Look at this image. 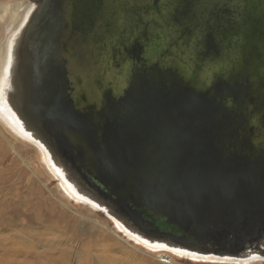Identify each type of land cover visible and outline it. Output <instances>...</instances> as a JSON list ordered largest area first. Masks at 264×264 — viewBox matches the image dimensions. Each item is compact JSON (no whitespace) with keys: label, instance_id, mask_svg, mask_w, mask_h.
<instances>
[{"label":"rangeland","instance_id":"374dc122","mask_svg":"<svg viewBox=\"0 0 264 264\" xmlns=\"http://www.w3.org/2000/svg\"><path fill=\"white\" fill-rule=\"evenodd\" d=\"M35 1L37 0H0V45L5 44L8 37L15 33L14 28L16 26L11 27L9 26L10 22H8L9 20L11 21L10 15L12 11L16 9V6L21 5L18 6V9H21L20 12H22L21 14L24 16L28 9H25V6ZM169 1L171 0H109L107 2V8L109 10L108 21L112 22L121 14L120 18H129L131 20L129 22L138 27L140 37L137 36V38H149L157 34L158 37L151 41L156 45L152 58L153 62L159 61L161 63L160 65L168 67L176 65V68L182 75L188 72L195 76V78H200L203 75L207 76L209 74L207 73L209 72L208 70L203 71L198 68L196 64L187 60L188 57L185 58L188 55H186L184 51L181 52L182 49H184L182 38H177L175 34L165 35V33L167 34V26H165L164 20L167 16H170L172 11V4H169ZM145 4L153 7L147 9L145 12V8L142 7ZM131 7L133 8L131 9ZM122 8L132 11L136 9L139 15L137 14L132 17L129 15L125 17L121 12ZM113 9L116 15L112 13ZM110 12L113 15H111ZM125 24L131 25L130 23ZM110 36L111 33L106 36V44L101 46L99 51H91L89 45V47L86 46V51L83 53L82 58H74L72 60V71L75 73L79 82L73 87L68 85L70 91L74 93L76 90L80 95L83 94V96H85V94L87 95V93L92 90L94 91L93 93L98 92V95L94 97L103 99L106 95L123 90L117 76L121 80L122 77L124 78L127 76L126 73H128L129 70L126 69L123 61L115 53V46H113V43H109ZM114 42L116 44L121 42V36L114 40ZM123 43L125 42H121V44ZM212 74L215 76L217 73L215 71L210 72L209 76H212ZM60 85L62 87L65 86L64 83ZM220 93L221 92H217V95L221 97L220 100H226L229 102L230 106L238 110L242 117L246 116L248 118L252 110V105L250 106V104L247 103L248 100L241 95H229V97L226 98L220 95ZM76 95L77 94H75V96ZM86 101L89 100L86 98ZM253 117L254 116L246 123V128L248 130L245 132L237 131L235 133H240L244 137H246V133H264L256 124L257 122ZM69 133L73 132L69 131ZM0 139H2V142L8 147V150L0 155V206L5 208L8 203L12 204L15 200V197L9 192V189H12L13 193L18 192L19 196L29 198L31 197V192H33L32 194L43 203L44 216L46 213L60 212L63 216H75L79 218L77 226H68L65 233L62 227H57L55 223H53L54 220L49 218L50 221H48L45 220L44 217L35 218L30 215L29 210L18 208V212H14L16 214L8 224L0 225V257L2 259V264H39L40 262L44 263V261H47L46 264H59L58 262L60 260L62 263L69 264H237L228 262L189 261L165 251L153 252L145 249L143 246L136 245V243L127 238L125 234L120 232L113 225V218L109 214L101 213V211H96L95 209L91 211L88 207L76 205L69 202L67 198L59 193L60 191L53 178L44 171L40 164L36 149L11 135L1 123ZM72 140L73 143H75V138H72ZM97 145L98 144H95V146ZM78 150H82V147H78ZM76 151L75 147V152ZM94 153L95 149L93 148L91 154L89 152L90 157L86 160V162H90L88 165L89 167H91V161L96 160L95 157L97 160L100 159L99 156L93 155ZM107 154L111 156L110 160L117 162V166L114 165L111 168L113 172L111 178L117 181L119 177L121 181L130 180V183L134 181H136V183L131 184V189H125L124 187L119 188L120 186L117 187L118 184H116L115 181L110 180L108 176L104 177L101 170L100 173L96 170V172L103 176L108 184L98 183L99 189L101 188V195L107 198L118 199L119 201L127 200L129 197L133 196L137 202L142 201L144 204L141 209L138 208V203L137 207L134 203L130 204L133 206L134 210L138 211V216L147 217L151 221L155 220L158 222L157 215L160 213L158 211V204L156 203L155 206H153L150 200L152 194L157 193L156 190H154L152 194H147L146 191L151 188L146 186L140 195L137 194V192L143 188V185L152 183L153 186H157L158 183H155L153 177L158 176L161 172L153 169V167L143 161L141 162L139 156L136 158L127 155L125 157H119L113 148H108ZM81 156L82 155L77 158L82 159ZM104 160L106 164H101L104 169L115 164L108 162L106 158H104ZM122 165L124 168H121ZM130 166H139L145 169L142 173H137L135 176ZM124 170L127 172V175L124 174L123 176L125 177H120L122 176V172H125ZM88 173H91V171ZM90 177L93 180V177ZM139 180L142 182L147 180V184L137 182ZM93 181L95 182L96 180L94 179ZM118 182L119 181H117V183ZM158 185L160 186V183ZM182 185L185 186V184ZM121 186H124V184H121ZM37 188H39V194ZM116 192L122 194V197H120L121 199L117 198L118 194ZM162 194L163 191L161 195ZM163 197L164 196H162V198ZM97 200L103 203L105 202L101 197ZM106 206L109 209H118L116 206L109 203L106 204ZM249 206L253 209L258 207L256 204H253V201L249 202ZM119 207L121 206L119 205ZM171 209L174 208L171 207ZM6 210L10 211L9 206ZM160 211L162 212L161 208ZM258 214H264V209ZM125 215L129 218L127 214ZM162 217L163 216H161V218ZM172 219L171 217L170 221L164 220L158 222V224L178 225L177 221H172ZM129 220L133 221L131 218H129ZM263 226L264 217L262 218L261 225L258 227H249L250 234L255 233L257 235L258 233L259 236L263 230ZM178 227L177 230L179 231H186V228H188L184 222ZM244 228L246 229V227ZM73 229H75L76 232H73ZM121 237H123L125 241L121 239ZM261 240H264L263 232L261 234ZM176 242L182 246H187L180 241L176 240ZM105 244L110 247H106L104 250ZM260 261L262 262L256 261L249 264H264L263 259Z\"/></svg>","mask_w":264,"mask_h":264},{"label":"water","instance_id":"95a60500","mask_svg":"<svg viewBox=\"0 0 264 264\" xmlns=\"http://www.w3.org/2000/svg\"><path fill=\"white\" fill-rule=\"evenodd\" d=\"M37 1H41L39 6H38V10L35 16V19L38 17L39 15V19L37 20L35 26L31 29V26L34 22L28 25L26 27V29L24 30V32L22 33V30L20 31L19 35H18V40H19V52H21V46H22V50L25 49V55H26V61H27V77L29 80V86L33 87L34 90L33 92H35V98L38 99V94H36V90L42 91L43 94H45L47 91V95L48 101H51L48 104H44V107L47 108L46 112L43 113L45 115H43V118H52L54 116L51 108L52 106L55 105V103L57 104V101L62 102L63 104H67V102L73 106L76 110L78 109L81 118H85L86 120H88L89 115H83L84 113L81 112L79 109H86L90 112H93V115L95 116L96 121L100 122V123H105L107 120V123H109L111 128L112 126H114L115 128H117L118 133H122L124 126L121 125V119L125 116L126 111L129 107H130V102L129 99L126 98L127 94L129 95L130 100L134 97L131 96L130 91H134L135 92V88H136V84L135 86H129V79H130V70L128 73H126L127 76H125L124 78L122 77L121 80L118 78V81L121 83L122 89L123 90H119L118 92H114L113 94H109L106 95L103 99H98V102L95 100H89L86 101V98L81 95V100H79V103H75L74 102V94L72 93V91H70L69 86H74L77 85V83L79 82L78 78L75 76V73L72 71L73 67H67L66 64H64L65 62L63 61H67V57H66V53H67V40H62L60 43V46H58V31H57V26H56V20L54 15H52L53 10L57 9L58 6H60V0H37ZM35 1V2H37ZM93 0H82L80 2H78V4H80V7H78L76 9V13L79 15H82L81 12H86L87 11V5H91ZM217 3H213L211 4V6L209 7V12L207 11V13H209V18L210 20H212L214 17H216L217 14L219 15H223L225 17V22L221 23L222 29L218 31V35L219 37H221L222 33L224 32V30H229L233 27H237L239 29L243 28L244 32L241 35V39L242 41H238L240 47H241V52H248L251 51V49L253 47H255L254 52H252V55L255 54H259L261 52L264 51V45H262L260 48L256 45L257 42L259 43H263L264 42V0H216ZM177 3V4H176ZM179 3V4H178ZM169 4H172V11L170 13L171 17H174L175 14V10L176 8H178L177 13H179V10L181 8H183V6H186L187 3L185 4V0H171L169 1ZM243 5L244 8H241ZM238 8H235L237 7ZM143 8H145V12L147 11V9L153 7V6H149L148 4H145L142 6ZM234 8V9H233ZM28 10V9H27ZM183 10V9H181ZM238 11L239 12V16L241 17L242 12L244 13V17L245 18H249L248 21L242 22L239 21L238 24H236L235 26H232V24H229L228 22V17H231V15H234L235 12ZM229 12L230 15H228ZM112 13L114 14V10L112 11ZM111 12L110 14L113 15ZM139 15L138 11L135 13L136 15ZM25 15V14H24ZM170 17V19H171ZM127 18H125L126 20ZM141 19V17H140ZM213 21H215V19H213ZM167 23H165V26H167ZM138 24V23H137ZM135 30H138V27H134ZM250 29V31H249ZM199 30L198 24L195 26V28H189L187 30H177L175 32V35L177 38H182V45L183 47H185L184 49H182L181 52L184 51V53L186 55L189 56V52L186 51V46L189 45L191 46L192 41L197 37V31ZM237 30V29H236ZM21 34H23L21 36ZM140 34V32H139ZM129 37V36H128ZM127 37V39H128ZM140 37V36H139ZM228 37V35H227ZM227 37L225 38H219L217 41L216 46H220L219 42L220 39H227ZM194 38V39H193ZM256 39V43H252L253 39ZM125 37L124 39L121 40V42H127L129 45V41L127 40ZM211 41H213L212 38H210ZM98 38L95 40L97 41ZM140 40V41H139ZM147 40V38H137V43L141 44V41ZM109 42L115 43L114 39H109ZM235 42V41H234ZM233 41H227V45L228 44H233ZM135 43V42H134ZM237 43V44H238ZM134 45V44H133ZM125 43H123V50L124 49ZM136 48L134 51H136L140 46L139 45H135ZM13 49H15L13 47ZM43 49H47L46 51H42ZM126 49L129 50L128 47H126ZM222 49H220L221 52ZM130 51H133L132 49ZM133 51V52H134ZM140 51V48L138 49V51H136L134 54H137ZM126 52V51H125ZM220 52L214 53V54H220ZM127 53V52H126ZM240 54V53H239ZM238 54V55H239ZM133 55L132 53H127L126 56L129 57ZM125 56V58H127ZM188 56H186L185 58H187ZM255 56V55H254ZM21 57V55H20ZM256 59L258 57H255ZM19 59V54H13V61ZM188 60V58H187ZM193 62L194 64L197 65L198 68L202 69L203 71L208 70L210 74V72H216L217 74L214 76L212 74V76L204 81L199 80L198 78H195V76H193L191 73H185L184 75H182V73L180 74V72L178 71V69L176 68V65L173 66H169V68H172V70L174 71V75H176V77L178 79H175L174 82H176L175 84H173V86L175 87V91H176V98H175V102L174 100L172 101V104L170 102H166V103H162L160 100H146V99H140V100H135L133 101L136 105L139 103V105L141 106V108L146 111L143 114H149L151 115L152 118H156L158 116H163V119L161 120L160 124L161 126L159 127V129L156 131L154 126H152V124L146 125L143 129V131L141 133H143V135L139 134V133H127V135L125 136V140H122L123 137L121 138L120 142L121 145L124 146V152L126 154H130L131 156H133V158H136L137 155L141 154L142 151L144 150V146L148 143H151L153 145L154 148H157V150H161L160 147V142L161 140L163 141V134L165 132V128H169L174 124V120L177 118H181L183 120H190L192 117L197 118L198 115L201 114V111H203L204 109H208L209 110V121L212 120L211 116L213 115L215 110H218V106L219 104L221 106H224L226 104V100H220L221 97L217 95V92H221L220 95L225 96L226 98L229 97V95L233 96V95H241L243 94V96H247V92H246V88L244 87H240L242 88V90L238 87L235 88V86H229L227 87L226 85H224L223 80L225 79L224 75L222 73H220L219 71H216L214 68H212L211 66H208L207 64H201L200 62H197L195 60H188ZM49 64L50 67V73L48 75L45 76V80L46 82H48V85H42L43 82L41 81V74H40V70L42 66H46ZM157 64V63H155ZM207 65V66H206ZM161 67L164 68V65H160ZM127 69V68H126ZM136 69V67H135ZM156 72H158L159 74H161V70L160 68L157 66L156 68ZM53 79L51 78V72ZM166 71V70H164ZM254 70H252L250 72V74L253 72ZM246 73V70L243 69L240 70V74H244ZM208 74V76H209ZM249 75V74H248ZM247 75V76H248ZM205 76V75H203ZM54 81L53 85H50L51 79ZM173 82V80H172ZM64 83V87H62L60 84ZM208 83V84H207ZM204 84V86L208 85L209 86V90L212 91L211 95H205L204 97L206 98V100L204 101V97L203 94L201 93V86ZM206 84V85H205ZM186 86H190V87H186ZM51 87V88H50ZM126 87L128 89H130L129 91L126 89ZM200 88V89H199ZM52 89V90H51ZM126 89V94L123 96V92ZM29 90V91H31ZM197 96V97H196ZM194 97H196L197 99L194 100ZM199 97V98H198ZM43 98V97H40ZM133 100V99H132ZM247 100V99H246ZM28 101L30 102V100L28 99ZM30 104V103H29ZM31 106L32 108H36V103L35 100L33 102H31ZM57 106V105H56ZM39 107V106H38ZM164 108H166V110L164 111ZM222 109V108H220ZM227 110V112H230L231 116L234 117V119L236 120V122H239L240 124L242 123L243 125L241 126L242 129H238L237 131L239 132H245L246 130H248L246 128V116L242 117L241 114L238 112V110L234 109L232 106H227L225 108ZM223 110V109H222ZM87 114V113H86ZM252 118V117H251ZM254 118V117H253ZM42 120V119H41ZM82 121L83 124L85 126H87L90 124L91 121ZM263 124H264V118H262ZM81 126V125H80ZM83 129H85L83 126H81ZM250 129V128H249ZM111 130V129H110ZM236 131V132H237ZM207 133H212V131L210 129H208L206 131ZM235 133V132H234ZM88 136H92L94 137L96 140H98L100 137L98 136V134H104V133H87ZM110 137L114 138L117 140V138L113 135V133H110ZM121 136V135H120ZM160 137L161 140H159L156 144H153L154 142V138L155 137ZM240 136L242 137V135L240 134ZM166 137V136H165ZM209 137V134H208ZM240 137V142H243L244 138ZM118 141V140H117ZM165 142V141H163ZM116 141H112V143H106V140L104 139L103 141V145L102 146H97L95 147V155L99 156V160H97V158L95 157L96 160H92L91 161V167L95 170H98V172L100 173L101 171L103 172L104 177H109L110 180L115 181L116 184H118L117 187L122 188L124 187L125 189H131V184L136 183V181L130 183V180H124L121 181L119 179V177L117 178L119 181L117 183L116 180L112 179L111 176L108 175L106 169L103 168V166L101 164H106V161L104 160V158L108 159V162H112V163H117L116 161L110 160L111 156L109 154H107V149L110 148V145H116ZM105 144V147H104ZM167 142H165V148L167 151V154L170 153V147L166 146ZM103 148V150H102ZM156 150V149H155ZM196 150V148H195ZM219 150V152L217 151ZM201 152V153H200ZM200 152L198 151H189L188 153H186L185 157H188L189 159H195V157H197L196 159L202 157V156H210L209 154L211 153H215L218 152L220 154V165H225L227 166L225 169H231L230 167H237V165L242 164L243 161H249V159H251V157L253 155H248V152L246 151H241V153L239 151H226L225 154L223 150L219 149L218 147H216L215 145L213 146V150H210V148H204V150H200ZM243 152V153H242ZM159 153V151L157 152ZM81 154L79 153L78 156H80ZM256 156V157H255ZM258 154H254V158L258 159L259 157H257ZM115 160V159H114ZM200 163L205 164L204 161H201ZM97 164V165H96ZM261 164H264L261 163ZM127 166H129L128 164H126ZM262 166V165H261ZM95 167V168H94ZM132 171L134 172V175L136 176L137 173H142L144 171L145 168L139 167V166H130ZM253 168V167H252ZM194 169V168H193ZM193 169H187L188 171H195ZM101 170V171H100ZM125 171V170H124ZM140 171V172H139ZM126 172V171H125ZM125 173H122V176L120 177H124ZM243 177L245 176H249V179L251 181H258L259 185L261 187V189L264 191V174H258L257 176L251 175L250 172L245 173L242 175ZM159 180L161 181V184L164 187H167L168 189H172L174 191H178L181 190V192L176 193V197L175 196H170L167 199H162L160 198L157 193L152 194V196L150 197V200L152 202V205L155 206V204H158V211L160 212V208H163L164 206L167 207L166 209H164L165 213L170 212L171 207L173 206V204H177L179 207V204H183L184 207L187 209V211L182 210L183 212H188V216L190 215V222L187 223V225L189 226V229L186 231H179V230H175L173 228L170 227L169 224H161L160 226H157L156 224H158L157 221H151L149 218L147 217H139L138 216V211L133 209V206L130 205L132 203L136 204L137 207V203H138V208L141 209L142 206H144V204L142 203V201H138L136 199H134L133 196L129 197V199L127 200H121L119 201L117 199L118 202H120V208L126 209V212L124 210V213L128 215L129 218H131L133 220V222L136 223V225L138 227H140L142 229V231H145L147 233H152V234H164V235H169L174 237L177 241L182 242L183 244H186L187 246L185 247H190L192 248V250L197 251V254L201 253L200 251H206L207 247L202 246L201 249H198L199 247L197 246L198 243L194 242L193 239L195 238H200L201 236H203L201 233V227H206L209 229L210 226H212V228H220V227H224V224H226V222H231L234 220V224H237L240 221L245 220L247 223L251 222V218L252 220L255 219L257 217V215H255V213H253V208H251L249 206V202L253 201V204H255V196L253 195V192H249L247 191V189H245V191L240 192L239 196H236L235 201H232L231 197L227 198L225 203L223 204L224 207L223 209L219 210L216 208V203H219L217 200H213V201H209L207 203H204L205 197L199 195L198 191L199 189L202 187V185H204L205 183L210 182V175L209 174H205V175H200L199 177H193L191 178V181L189 184L187 185H182L181 183H179L180 180H178L172 173H163L161 172L159 175ZM246 178V177H245ZM139 182V181H137ZM121 184L124 186H121ZM126 184V185H125ZM113 186H115L114 184H111ZM155 185V184H154ZM151 187H154V190H156V192L159 190V187L157 186H153L151 185ZM184 187V188H183ZM152 191V190H151ZM195 193V195H192V193ZM118 194V193H117ZM120 196L117 197L119 199H121L120 197H122V194L119 193ZM102 199L105 201L104 203L99 201L97 202L98 206H99V210L103 213H107L109 214L113 219H118L117 214L116 213H123L122 210H119V205H118V209L114 210V209H109L106 206V202L107 200L105 198L102 197ZM251 200V201H250ZM235 202V204H233ZM109 203V202H107ZM163 204L164 206L161 207V204ZM166 203H170L171 206H169ZM193 204L194 207L191 205ZM113 205V204H111ZM197 205H198V210H197ZM235 205V206H234ZM255 210H258L257 208H254ZM250 210V211H249ZM174 211V210H173ZM191 213V214H190ZM249 214V218H246V215ZM255 217V218H254ZM152 219V218H151ZM170 221V220H168ZM180 223H178L179 225ZM125 226V224H124ZM235 226V225H233ZM125 229L127 230V232H136V230H130L129 227L125 226ZM210 230V229H209ZM264 233V228L263 231ZM261 232V234H262ZM242 233L241 231L239 232V234ZM245 233L243 234L244 237V241H245V246L239 248L238 250H233L235 252V254H226V252H220L217 255L220 256H227L231 259H244V258H249L252 256H261L264 257V240H261V234L258 236L255 235V239L253 237H246ZM241 236V235H240ZM239 236V237H240ZM250 244V246L248 245ZM180 245V244H177ZM211 247V246H210ZM204 254H209V253H204ZM204 254H199V255H204ZM206 256V255H204Z\"/></svg>","mask_w":264,"mask_h":264},{"label":"bare ground","instance_id":"6f19581e","mask_svg":"<svg viewBox=\"0 0 264 264\" xmlns=\"http://www.w3.org/2000/svg\"><path fill=\"white\" fill-rule=\"evenodd\" d=\"M41 1L34 2L32 4H27L25 9L28 8L27 12L24 16H22L21 9H18V5L16 9L12 11L10 15V22L9 26H16L14 28L15 33L10 35L5 42V44L0 45V123L3 127L14 137L19 139L21 142L31 145L36 149V153L39 159L40 164L42 165L44 171L50 175L54 182L57 185L58 190L65 198L76 205H82L83 207H88L89 210L100 211L97 202H99L98 198H105L109 204H113L118 208V204L120 202L117 199L107 198L101 195V191L99 190V186L95 187L92 183H103L107 184L104 180L103 176L96 172L94 169L89 167L88 165L90 162H86V160L90 157L89 152L91 154V150L94 148L95 144L103 143L105 139V133L99 134L100 138L99 141H94L92 136H88V132L86 129L80 128L79 122L76 117H80L79 111L73 108V112L75 113L76 117L73 119H69L67 116V110L65 106H62L64 110L58 105L52 106L51 110L54 114L52 118H42L43 116L40 113H45L47 108L42 109L41 104L44 102L49 105L51 101H48L47 91L43 94L42 92L38 94L40 97V102H38V106L36 108H32L31 104L28 102L27 93L29 91L28 88V77H27V61L25 55V49L19 52V40L18 35L22 30V33L26 29L28 25H30L33 20V24L31 29L35 26L38 17L35 19L38 6ZM23 6V5H22ZM24 12V11H23ZM151 13V12H150ZM240 21H243L241 18ZM140 31L136 33V36L139 34ZM244 32L243 28L239 29L238 34L234 32L229 33L226 41L223 44H226L227 41H235L233 43L234 47V55L232 58L228 56H221V59L226 62L228 66H231L234 59L237 58L238 54L241 52V47L238 41H242L241 35ZM23 34H21L22 36ZM166 35V34H165ZM167 36V35H166ZM158 36L157 34L152 35L151 38H147L148 43L156 39ZM137 39V37H136ZM238 43V44H237ZM252 43H256V39L254 38ZM132 44V43H130ZM256 45L260 48L263 43L257 42ZM130 46V45H129ZM13 47L15 49H13ZM47 49H43L42 51H46ZM150 52V51H149ZM19 54V59L13 61V54ZM21 55V57H20ZM138 56L136 58V64L144 65L146 67L148 62V52H145L144 49L137 53ZM222 55V54H221ZM128 60V59H127ZM247 68L249 71L255 69V75L259 77V80H255L252 83L250 93L247 96H242L247 99V103L252 105L251 112H254L257 106V100L260 97H252L255 95L256 88H259V83H263L264 85V51L261 52L256 59V64L253 65L252 62L247 61ZM88 69V68H87ZM86 69V70H87ZM84 70V71H86ZM166 70V71H164ZM88 72V71H87ZM49 69L45 65L41 67L40 74H41V81L45 83V76L48 75ZM140 73V72H139ZM250 73H246L247 76ZM162 78L165 80L166 83L173 80V84L175 79H178L176 75H174V71L169 68L168 66H164L161 69ZM211 76H201L198 78L199 80H208ZM250 84V83H249ZM263 85H260L261 87ZM164 88H168L166 85L162 86ZM94 88V87H92ZM255 91L254 95L253 92ZM94 91L90 90L87 95L85 94V98L87 100H95L98 102V97H94L98 95L97 93H93ZM73 93V92H72ZM74 94V102L79 103L81 99V95L75 90ZM75 94H77L75 96ZM83 95V94H82ZM45 104V105H46ZM227 106H230L229 102H226L222 109H225ZM257 111V110H256ZM250 112V113H251ZM63 114V115H62ZM63 116V117H62ZM42 119V120H41ZM58 124V125H57ZM72 131L73 133H69ZM249 133H246V135ZM113 135L117 138H110L106 141V143H112V141H116V145L112 147L115 150V153L119 157L131 156L130 154H126L124 152V146L121 145V138L125 140V136L127 133H113ZM121 135V136H120ZM72 138H75V143H73ZM161 138L155 137L153 144H156ZM167 144L169 145L170 153L167 154L165 143L161 140L160 147L161 150H157L154 148L151 143H148L144 146V150L141 154L137 155L140 158V161L148 164L149 166L153 167L160 172L173 174L180 183L182 184H189L191 178L199 177L200 175L209 174L210 175V182L205 183L199 189L198 193L201 196L205 197L204 203L209 201L216 200L219 203H216V208L221 210L224 207V203L228 197L236 198L235 196H239L240 192L247 191L253 192V195L262 197V201H257L261 208H264V191L261 189L259 182L254 180L251 181L249 176L243 177L242 175L248 172L254 173V175L264 174V169H258L259 165L253 167L250 163L251 161H243L242 164L237 165V167H230L231 169H225L227 166L220 165L218 161L215 160V157L212 158L210 156H202L198 159H189L185 157L187 147L182 146L177 141H172L170 139H166ZM11 143V142H10ZM12 144V143H11ZM24 145V144H23ZM26 147V146H24ZM74 147V148H73ZM76 147V152H75ZM78 147H82V150H78ZM90 149V150H89ZM156 149V150H155ZM8 150L7 145L2 142L0 139V155L1 153H5ZM89 150V151H88ZM87 151V153H86ZM159 151V153H157ZM79 153L82 155V159H78ZM210 155V154H209ZM204 161L205 164L200 163ZM248 162V163H247ZM259 164V163H258ZM255 165V164H254ZM253 167V168H252ZM194 168V169H193ZM187 169H193L195 171H188ZM259 170V171H258ZM91 173H88L90 172ZM93 177V180L91 177ZM95 183V184H96ZM97 185V184H96ZM38 194L40 193L39 188ZM35 189V190H37ZM34 190V189H33ZM9 192L13 194L15 200L13 203H8L5 208L0 206V225L8 224L12 217L18 212V208H24L25 210L30 211V215L35 218L44 217L45 220L50 221V219L54 220L53 223L57 227H62L63 232L66 233V229L68 226L76 227L79 221L78 217L75 216H63L60 212L59 213H49L44 216L43 214V203L37 197H35L31 192V197H24L19 196L18 192L13 193L12 189H9ZM179 192L182 193L181 190ZM178 191L176 193H179ZM117 193V192H116ZM60 194V195H61ZM192 195L196 194L193 192ZM235 195V196H234ZM120 194H118V197ZM117 202H116V201ZM108 204V203H106ZM256 204V203H255ZM3 205V203H2ZM193 207L194 205L191 204ZM9 206L10 211H7V207ZM257 206V204H256ZM41 207V208H40ZM198 210V205H197ZM162 212L158 213V222L160 221H168V214L166 215L164 209ZM123 213H116L118 219H113V225L125 236L136 245L143 246L145 249L159 252L165 251L169 254L176 255L180 258L195 261V262H228V263H237V264H249L251 262H262L258 260L261 256H252L249 258L244 259H231L227 256H220L217 255L220 252H226V254H235L233 250H237L239 247V243L236 245L235 241H241V243H245L243 234L239 232L244 230L246 227V221H240L237 224H234V220L231 222H226L224 227H220L218 229L212 228V226L208 228L201 227V233H203L200 238L193 239L194 242L198 243V249H201L202 246L207 247L206 251H200L199 255L197 251L192 250L190 247H185L177 245L175 238L169 235L164 234H152L142 231L140 227L136 225L135 222L130 221L129 218L126 217L124 210L126 209L120 208ZM255 210V209H254ZM16 212V213H14ZM102 213V212H101ZM168 213V212H167ZM253 213H255L253 211ZM259 213V212H258ZM13 214V215H12ZM161 216H163L161 218ZM249 214L246 215L248 218ZM47 217V218H46ZM50 218V219H49ZM129 227L130 230H136V232H127L125 226ZM181 224V223H180ZM179 224V225H180ZM255 224V219L251 220L250 226ZM160 226L159 224H156ZM179 225L170 224V227L176 230L179 228ZM235 225V226H233ZM222 229V230H221ZM76 232L75 229L72 230ZM92 232V231H90ZM238 234V235H237ZM77 235V234H76ZM118 235V234H117ZM241 235V236H240ZM256 234H247L245 236L248 238L253 237L255 238ZM119 236V235H118ZM240 236V237H239ZM120 237V236H119ZM162 239V242L156 240ZM123 239V237H121ZM124 240V239H123ZM125 241V240H124ZM165 241V243H163ZM127 242V241H126ZM211 246V247H210ZM106 247H110L109 245L105 244L104 250ZM11 253V251H10ZM3 254V253H2ZM9 254V253H8ZM255 258L254 261H248L247 259ZM47 261L40 262L39 264H46ZM59 264H69V263H62L61 260L58 262ZM0 264H2V259L0 257ZM49 264V263H47ZM51 264V263H50ZM57 264V263H56Z\"/></svg>","mask_w":264,"mask_h":264},{"label":"flooded vegetation","instance_id":"af4514ba","mask_svg":"<svg viewBox=\"0 0 264 264\" xmlns=\"http://www.w3.org/2000/svg\"><path fill=\"white\" fill-rule=\"evenodd\" d=\"M75 1L77 0H60V6H58V8L53 10L52 12V15H54L55 20H56L55 22H56L57 31H58L57 33L58 46H60V43L62 40H67V44H66L67 61H63L65 62L64 64H66L67 67L72 68L73 67L72 60L74 58H77V59L82 58L83 53L86 51V46L89 47L90 45L91 51H99L100 47L106 44L105 38L109 33H111V36L109 38L111 40L112 39L116 40L120 36H121V40L124 39V37L127 39V37L129 36L127 40L129 41L130 46L128 45L127 42H125V46H124V49L127 53L133 54L129 57L126 56L127 53L123 50V44H121V42L117 44L113 43V46H115V53L123 61V64L125 65V67L130 70L131 77L129 79L128 87L135 86L136 84L135 92L130 91L131 96L134 97L132 98L133 100L132 99L130 100L128 94L126 96V98L129 99L130 107L127 110H125L126 114L121 119V125L124 126L122 133L123 132L139 133L143 135V133H141L144 130L143 128L149 124H152V126H154L155 130L157 131L159 127L161 126L160 122L163 119V116L152 118L151 115L149 114L144 115L143 113L146 112L147 110L144 111L139 105V103L136 105L133 102L135 100H140V99L160 100L163 104L166 102H170L172 104L173 100L175 102V98H176L175 90L176 89L173 86L172 80L166 83L165 80L162 78V75L156 72V69H155L158 66L161 70L163 68L160 66L161 63L159 61H156V62L152 61L153 53L156 49V45L154 44V42L148 43V40L141 41V44L137 43L136 37L139 36L140 34L136 36V33L138 32L134 28L136 27V25L129 22L131 21L129 18L126 20L125 18L124 19L120 18L121 14H119L118 18H115L112 22H109L108 21L109 10L107 8V2L109 0H93L91 5L89 4L87 5V8H88L87 11L85 13L81 12L82 15H79L76 13V9L80 7V4H78V2L82 0H78V2H75ZM186 3L187 5L183 6V8H181L183 10L180 9L179 13H177L178 8H176L175 10L176 15L174 17H171V16L166 17V19L164 20V24L166 22L168 23H167V34L166 33L165 34L173 35L175 34L177 30H180V29L187 30L189 28H195V26L198 24L199 30L197 31V37L195 39L193 38L194 40L192 41L191 46L189 45L186 46V51L189 52L188 60H195L197 62L201 61L200 62L201 64H207L208 66H211L216 71H219L220 73L224 75L225 77V79L223 80L224 85H226L227 87L236 85L235 88H238L239 86L244 87L247 89L246 92L248 95L251 89V86L249 85H252V83L255 82V80H259V77L255 75V69L251 74H249L248 76H245L246 73L251 72L247 68V61L252 62L253 65L256 64L255 57H258L260 53L259 54L254 53L255 56L252 55V52H254L255 47H253L251 51H248V52L242 51L237 56V58L234 59L232 65L228 66L226 62H224L221 59V56L225 55V56L232 58L234 55L233 44H228V45L227 43L223 44L226 41L225 39H220V42H219L220 46H216V44L219 38H225L227 37L229 33L233 34L235 32L237 35L239 28L233 27L229 30H224L221 37H219L218 31L222 29L221 23L225 22V17L223 15L217 14L216 17L213 18L215 19V21H213V19L210 20L209 13H207V11L209 12V7L211 6V4L217 3V1L216 0H185V4ZM132 8L133 7H131V9ZM235 8H238V6ZM241 8H244L243 5ZM121 12L122 14L125 15V17L129 15H131L132 17L135 15L137 10L134 9L132 11V10H126L122 8ZM114 13L116 15V12ZM230 13L232 12H229L228 15H230ZM243 15L244 13L242 12L241 17H240L239 12L236 11L234 15H231V17H228L229 24H232V26H235L236 24H238L241 18L243 19L242 22L248 21L249 18H245ZM125 23H130L131 25H127ZM151 37L152 36H150L149 38ZM97 38L98 40L95 41ZM210 38H212L213 41H211ZM135 45H139L140 46L139 48L141 50L144 49L145 52H148V55H147L148 62L145 63L147 64L146 67L144 65L142 66L140 64H136V59L135 60L133 59V58H136V56H138L137 54H134L139 49L138 48L136 51H134L136 48ZM126 47H128L129 50L126 49ZM131 49L134 52L130 51ZM220 49H222L221 52H220ZM212 52L214 53L220 52V54L219 53L214 54ZM125 56L127 58H125ZM47 67L50 72L49 64L47 65ZM243 67L246 70V73L240 74V70H242ZM52 73L53 71L51 72V78L53 79ZM52 79L51 81H49L50 85H53L54 83ZM27 83H28L29 90L33 89V87L29 86V80L27 81ZM48 84L49 83L46 82L45 80V83L43 82L42 85H48ZM165 85L168 88L162 87ZM260 85H263V83H259V88L255 89L256 93L254 91L253 95L254 93L255 95L252 97V99L253 98L255 99V97L260 96L257 100L258 102L256 106L257 109H255L254 112H251V114L248 115V118L246 117L247 119L245 123L248 122L252 116H254V120L257 122L256 124L259 126L260 129H262L261 131L264 132V124L262 121V118H264V85L262 87ZM186 87H190V86H186ZM200 88L202 90L201 93L203 94V97L208 94L211 95L212 91L209 90L208 85L204 86L203 84ZM126 89L128 91L130 90L127 87ZM126 89L123 92L122 98L126 94ZM240 89L242 90V88ZM33 91L34 90H31V91H28L27 93V97L30 100V102L28 103L31 104V102L35 100L36 106L38 107V102H40V99L42 98H40L39 95H38V99L35 98V94H34L35 92ZM41 92L42 91L36 90V94H40ZM196 97H194V100L197 99ZM205 100L206 98L204 97V101ZM44 104L46 103L43 102L41 104L42 109H45ZM55 105H58L59 107H61L62 110H64L62 106H65V109L67 110V115H68L67 117L69 119H73L76 117L75 113L72 110L74 107L71 106L68 102L67 104H63L62 102L57 101V104L55 103ZM218 108H219L218 110L213 109L214 113L211 116L212 120L210 121H209L210 112L208 109H204V108H203V111H201V114L197 116V118L192 117L190 120H186V121L181 118L175 119L173 121L174 124L169 128L166 127L165 132L161 133L163 134V141L167 142L166 139H170L174 142L177 141L182 146L187 147L186 153H188L189 151L200 152V150H204V148H208V147L210 148V150H213L214 145L218 147L219 149L223 150L225 154H227L226 153L227 150L232 151V152L239 151L240 153L241 151H246L248 152V155H253L251 159H249V161L252 160L250 165L251 166L253 165V167L259 165L258 169H261V170L264 169V164H261L264 162V133H249L246 135V137L244 136L241 137L240 133H234V132H236L240 128L242 129L241 126L243 124L236 122L234 117H232L230 112H227L226 109H223V110L220 109L222 108L220 104ZM79 110L84 113L83 115H86V116L89 115V117H91V118H88V120H86L85 118H81V116L76 117L79 122V125L83 126L87 130L88 133H105L106 134L105 140L107 141L111 138L110 133L118 132L117 128H115L114 126H112V128L108 126L110 124L107 123V120L103 124L96 121L95 116L93 115V112H90L86 109H82V110L79 109ZM165 110L166 108H164V111ZM40 115L43 116L45 114L40 113ZM85 120L91 121L90 124L88 125V128L82 122ZM81 126L80 128H82ZM208 129H210L212 133H207L206 131ZM208 134H209V137H208ZM240 137L244 138L243 142H240ZM92 139L94 141H99V139L96 140L94 137ZM101 145H103V143L98 144L97 146H101ZM114 146L115 145L111 144L110 148ZM217 151L219 152V150ZM218 152H215L214 154L211 153L210 157L212 158L215 157V160L216 161L219 160L218 161L219 163L221 158ZM254 154H258L257 157L259 158L255 159ZM93 155H95V153ZM114 165L117 166V163L113 164L111 167H106V171L109 176H112L113 174V172L111 171V168ZM121 168H124V166L122 165ZM122 173H125L127 175V172H122ZM250 173L251 175H253L252 172ZM153 180L155 181V183H158V184L160 183V186L157 184V187H159V190L157 191V195L160 198H162V196H164L162 199H165V198L167 199L170 196L176 197V192L170 188L168 189L167 187H164L161 184V181L159 180L158 176H154ZM146 181L147 180L142 182L139 180V182L147 184ZM95 183H92L95 185V187L99 186L98 183H96L97 185ZM150 185H152V183H150L149 185H143V188L140 189L137 192V194L140 195L142 193V190L146 188V186L151 188L150 190H147L146 193L152 194V192L154 191V187L152 188ZM99 190L101 191V188ZM162 191H163V194L161 195ZM254 196H255L254 201H256L255 203L258 206L257 207L258 210L253 209L252 211H254L255 215H257L258 212L262 211L264 208H261L259 203L257 202V201H262V197H260L259 199L258 196L256 195ZM231 199L232 201H235V198H231ZM163 204L165 203H162L161 207L164 206ZM166 204L171 206L170 203H166ZM233 204H235V202ZM179 205L180 207L177 204L175 205L173 204L172 207L174 209H171L170 212L165 213V214L166 215L168 214L169 220L172 217L173 218L172 221H177V223H181V224L184 222L187 225V223L190 222V215L188 216L189 214L188 212L182 211V210L187 211V209L184 207L183 204H179ZM163 208L166 209L167 207L164 206ZM263 217H264V214H258L256 218L254 217L255 224H253L251 227L253 226L258 227L259 225H261ZM250 223L251 222L246 223V229L242 230L243 234L244 232L249 234ZM188 229H189V226L188 228H186V230ZM156 240L159 242L163 241L162 239H157V238ZM253 240H256V239L254 238ZM163 243H165V241ZM235 244L239 245L237 250L245 246V243H241V241H238V242L235 241ZM248 245L250 246V244ZM260 259H262V257H260L258 260ZM247 260L254 261L256 259L250 258Z\"/></svg>","mask_w":264,"mask_h":264}]
</instances>
